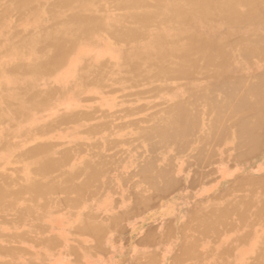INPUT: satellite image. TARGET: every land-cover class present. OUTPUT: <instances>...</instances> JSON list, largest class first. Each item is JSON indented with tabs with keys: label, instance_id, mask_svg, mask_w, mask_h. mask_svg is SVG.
Wrapping results in <instances>:
<instances>
[{
	"label": "bare ground",
	"instance_id": "6f19581e",
	"mask_svg": "<svg viewBox=\"0 0 264 264\" xmlns=\"http://www.w3.org/2000/svg\"><path fill=\"white\" fill-rule=\"evenodd\" d=\"M0 264H264V0H0Z\"/></svg>",
	"mask_w": 264,
	"mask_h": 264
}]
</instances>
